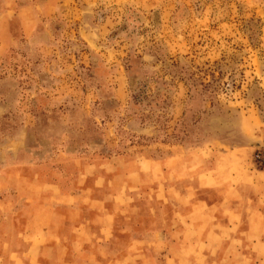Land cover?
<instances>
[{"label":"rangeland","instance_id":"obj_1","mask_svg":"<svg viewBox=\"0 0 264 264\" xmlns=\"http://www.w3.org/2000/svg\"><path fill=\"white\" fill-rule=\"evenodd\" d=\"M261 149L264 0H0V264H264Z\"/></svg>","mask_w":264,"mask_h":264},{"label":"crops","instance_id":"obj_2","mask_svg":"<svg viewBox=\"0 0 264 264\" xmlns=\"http://www.w3.org/2000/svg\"><path fill=\"white\" fill-rule=\"evenodd\" d=\"M257 172L260 173L261 171L257 170ZM259 176H263V175H259ZM251 210H252V208H251ZM256 216H258L260 218H261V216H262V218L264 217V201H259V203L257 202L255 204H253V212H251V220H254ZM252 236H255V237L264 236V230L262 233L260 230H253V231L251 230V237Z\"/></svg>","mask_w":264,"mask_h":264},{"label":"trees","instance_id":"obj_3","mask_svg":"<svg viewBox=\"0 0 264 264\" xmlns=\"http://www.w3.org/2000/svg\"><path fill=\"white\" fill-rule=\"evenodd\" d=\"M263 153H264V149H261V150H256L254 152V155H253L254 156V163L257 166H260L259 168L264 167L263 166L264 161H263V159H261V156Z\"/></svg>","mask_w":264,"mask_h":264}]
</instances>
